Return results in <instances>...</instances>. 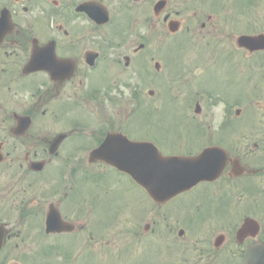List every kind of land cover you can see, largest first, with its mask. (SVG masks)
<instances>
[{
  "label": "flooded vegetation",
  "instance_id": "af4514ba",
  "mask_svg": "<svg viewBox=\"0 0 264 264\" xmlns=\"http://www.w3.org/2000/svg\"><path fill=\"white\" fill-rule=\"evenodd\" d=\"M156 1L0 0V223L6 243L19 237L46 252L70 239L80 254L82 229L91 228L85 238L92 243L109 233L100 236L95 229L102 215L121 225L113 231L125 234L124 264H146L145 243L153 244L154 264H216L240 260L249 246L264 242V124L157 129L164 155L193 156L216 146L225 158L213 180L157 202L151 223L142 224V205L100 209L97 190L82 188L79 179L88 173L94 184L114 173L129 183L128 175L104 161H89V150L109 133L137 141L156 138L146 136L144 127H129L130 115L143 113L145 106L142 63L132 62L145 57L135 43H115L126 22L131 28L146 24L145 3ZM178 2L192 4L166 0V9ZM205 2L210 12L198 19L192 12L188 33L202 35L208 50L238 70V78L264 83V39L253 50L238 42L242 35L264 36V0ZM167 14L178 15L176 7ZM98 18L108 20L99 24ZM127 49L131 56L123 53ZM130 67L136 68L131 75ZM261 89L256 104L264 120ZM47 222L73 230L47 232Z\"/></svg>",
  "mask_w": 264,
  "mask_h": 264
},
{
  "label": "rangeland",
  "instance_id": "374dc122",
  "mask_svg": "<svg viewBox=\"0 0 264 264\" xmlns=\"http://www.w3.org/2000/svg\"><path fill=\"white\" fill-rule=\"evenodd\" d=\"M192 1V5L188 10H186V3L183 2L173 5L170 3L168 10L173 6L177 7V13L179 15L182 14L180 19L183 20H189L191 10L199 13L203 11L210 12L211 6L205 0ZM150 6L151 4L145 3L144 16L146 20L153 15L152 7L150 9ZM163 14L161 13L157 16V23L151 19L149 25L151 26L152 24V28L146 29V31L142 25H136L131 28L126 22L127 29L117 37V41L115 40L116 44L129 42L130 45L135 43L134 46L140 43L144 45L140 55L144 56L145 59L142 57L143 60L133 61L132 64L138 66L142 63L144 68L143 72L146 78L143 85L146 108L144 116L142 113L139 114V117H143V119L138 117L134 124L132 119L137 113L134 112L132 114L131 127H144L146 136L157 137V129H160L159 127H162L163 132L173 133L174 128L177 127H231V130H235V127H260L261 124H264V120L258 121L255 119L261 112L257 104H255V98H258V96L262 97L263 90L261 88L264 83L253 82L246 75L244 77L240 75L241 78H238V70L229 68L223 62V59L220 60L217 53L195 51V48H198L202 42L195 40L196 37L189 39L188 42L186 41L185 24L179 33H170L164 23L160 24L159 20L162 21ZM143 19H140L141 22ZM183 39H185L187 45L177 47ZM123 53H130V51L127 49ZM131 53L129 54L130 56ZM114 54L117 55L116 52ZM155 61L161 63L159 72L154 68ZM242 67L244 66L241 65L238 69ZM130 69V75L133 70L136 71V68L131 67ZM114 70L120 72L122 69L119 67ZM150 89L154 90L153 96L148 94ZM197 101L204 106H202L203 110L199 114L194 113V105ZM233 103H235L234 106L239 105L242 109L240 114L236 115L237 120L228 117L226 123L221 125L220 123H222L225 115L231 113V117L235 116L230 111ZM253 116L255 117L254 119ZM162 147H166V145L162 144ZM90 175L88 173L80 177L79 180L84 191L94 192V188L101 194L98 195V205L101 204L104 208H107L110 204L121 203L120 197L126 196L124 198V201L126 199V204L133 203L134 205L143 206L145 212L142 217V224L145 222L151 223L154 220L153 201L142 190H133L134 188L131 189V185L128 182L124 185L116 177L104 178L94 184ZM107 181L111 184L106 185ZM115 195L119 196L117 201L114 200L113 196ZM130 204L127 205L130 206ZM97 223L98 225L101 223L107 225L106 222ZM112 225L113 227L114 225L121 226L118 224ZM107 228L102 230L95 229L102 236L100 232L105 231ZM89 229L91 230L87 226L85 232H88ZM112 231L113 229L110 230V234L103 235V242L92 243L88 241L89 247L93 245L97 251L89 250L84 252L78 259L74 258V252L69 255L58 256L60 251L55 249L52 254H47L45 249L43 250L41 247H31L26 241L21 242L19 237L16 240L12 238L6 243L4 249L0 250V264L11 262L23 264H121L123 262L122 259L126 255L125 234L123 230V234L119 231ZM82 235H84V231ZM81 246L82 250L89 248L84 243ZM120 247H122V253L120 252ZM33 252H38L40 255H33ZM144 254H146V264H154L153 244L145 243ZM225 261L227 262V260ZM221 263L222 261L218 260L216 264Z\"/></svg>",
  "mask_w": 264,
  "mask_h": 264
},
{
  "label": "water",
  "instance_id": "95a60500",
  "mask_svg": "<svg viewBox=\"0 0 264 264\" xmlns=\"http://www.w3.org/2000/svg\"><path fill=\"white\" fill-rule=\"evenodd\" d=\"M164 3L158 2L157 10ZM243 42H246L243 40ZM111 138L107 139L101 148L94 150L92 158L98 151L106 150ZM111 163L129 173L142 185L154 200H164L174 194L188 189L207 175L213 173L206 167L207 152L196 157L162 156L157 147L150 142L126 141L120 148L112 146ZM4 231L0 225V246L3 243ZM17 264V263H11ZM245 264H264V243L252 246L245 257Z\"/></svg>",
  "mask_w": 264,
  "mask_h": 264
}]
</instances>
